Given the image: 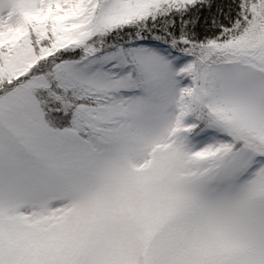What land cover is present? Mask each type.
Listing matches in <instances>:
<instances>
[{
    "label": "snow or ice",
    "instance_id": "snow-or-ice-1",
    "mask_svg": "<svg viewBox=\"0 0 264 264\" xmlns=\"http://www.w3.org/2000/svg\"><path fill=\"white\" fill-rule=\"evenodd\" d=\"M0 264H264V0H0Z\"/></svg>",
    "mask_w": 264,
    "mask_h": 264
}]
</instances>
